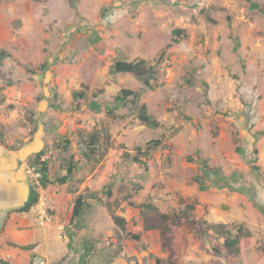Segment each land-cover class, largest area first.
<instances>
[{"label":"rangeland","instance_id":"rangeland-1","mask_svg":"<svg viewBox=\"0 0 264 264\" xmlns=\"http://www.w3.org/2000/svg\"><path fill=\"white\" fill-rule=\"evenodd\" d=\"M252 1L264 8V0ZM174 29L185 34L170 45ZM117 59L154 65L153 89L130 74L110 75ZM43 63L46 71L39 69ZM81 84L89 87L87 99L75 101L72 93ZM99 88L104 89L97 98L103 104H110L120 89L139 92L160 128L141 124L130 106L115 109L116 118L89 111L86 104ZM100 129L109 133L111 147L101 138L95 156L86 160L88 150L80 141ZM40 132L48 141L43 150L52 152L50 162L61 169L67 159L76 163L67 191L72 202L83 195L89 203L84 229L68 225L67 215H61L57 219L66 222V236L71 228L78 232L68 250V237L56 238L66 253L63 260L23 261L19 252L15 263L4 246L1 264H76L84 239L98 231L103 241L87 264H154V257L173 264H264V16L246 1L0 0V135L13 148ZM155 139L163 140L162 147L146 157L147 178L136 192L127 167L117 166L115 159L121 147L133 154ZM198 160L220 168L244 193L198 190L192 182ZM103 184H112L107 200ZM193 201L198 203L196 219L229 228L244 224L253 245L229 255L222 237L196 236L183 221L166 239L143 230V214L126 204L152 202L160 212L173 213ZM112 214L126 221L122 235Z\"/></svg>","mask_w":264,"mask_h":264},{"label":"trees","instance_id":"trees-1","mask_svg":"<svg viewBox=\"0 0 264 264\" xmlns=\"http://www.w3.org/2000/svg\"><path fill=\"white\" fill-rule=\"evenodd\" d=\"M248 3L250 10H258L264 16V8L252 0H244ZM205 10H201L200 14L203 15ZM207 20H210L209 17H206ZM210 22L214 23L215 21L210 20ZM185 31L181 29H174L171 32L172 38L170 40L171 44H176L181 37H184ZM234 41V51L236 52L239 47V41L236 37L232 38ZM167 45V46H170ZM162 54V53H161ZM160 61V57L156 59L158 63ZM156 63V64H157ZM47 64L43 63L39 66L41 71L47 70ZM30 73H34L28 71ZM109 74H130L139 80L142 85L146 88L153 89L152 82L156 80V70L154 65L148 64V62L144 59H136L133 61H125V60H115L111 66L109 67ZM81 89L74 91L72 93L73 100H86L87 99V91L89 87L87 85L81 84ZM104 92L103 88H99L95 93H92V99L86 104V107L89 111L94 113H100L104 111L105 115L110 118H116L114 111L117 108H125L131 107L135 111H137V119L138 121L148 127L149 129H158L160 128V124L156 121L152 116H150L147 112L146 105L140 102V93L137 91H133L130 89H120L116 95L112 98L111 103L103 104L98 101V96ZM53 108L59 109L58 105H52ZM78 109V106H76ZM104 138V142L106 144V148L111 147L110 135L107 131H92L87 139L82 142L87 147V154H84L86 160L92 159L93 156L98 151V144L100 139ZM162 139L151 140L146 143L144 149L136 148L134 153L131 154L127 152L124 147L120 148V152L115 159L116 165L120 166L124 164L127 167L125 170V174L128 178L129 183L132 185L134 190L137 192L141 190V183L147 178V172L149 170V165H147L146 157L149 156L152 152L162 147ZM0 143H3L2 137L0 135ZM66 143H69L66 141ZM65 143V144H66ZM240 153L241 149H237ZM43 150L37 153L34 158L31 160V164L35 163V160L38 159V156L42 154ZM253 153L256 154L257 150L253 149ZM252 169H256V167H252ZM64 170L66 174L62 177H57L53 181H51L48 177V165L44 163L39 168V185L44 189L47 185L58 183L59 185L66 184L73 176L76 170V163L71 159H67L64 162ZM110 179L115 178V173H110L107 175ZM235 173L231 174L233 178ZM229 178L224 176L217 167H210L207 165L206 160H198V171L197 174L192 178V182L197 185L198 190L205 191L208 188L214 187L216 189H224L227 188L232 191H239L244 193L241 189H236L229 182ZM106 190L102 193L104 195V199L107 200L112 195V184H103ZM128 197H125L127 200ZM37 194L32 191V197L28 202H26L20 209L19 212H27L29 208L36 202ZM103 203V202H102ZM126 204L131 208H136L140 211L142 216V228L146 231L155 230L158 232L159 236L170 239L174 235V232L177 228L178 222L183 221L187 227L194 230L196 236L206 237L211 232L214 235L220 236L223 238V248L227 250L229 255L237 256L242 249H246L253 245V239L251 232L248 228L245 227L244 224L234 225L229 228L225 225H211L208 224L207 221L203 219H196L194 217L193 212L195 211L198 203L196 201L185 203L183 208L177 212L173 213H164L160 212L157 207L152 202H144L138 206H135L131 202H126ZM183 204V203H182ZM89 208V203H87L83 197V195H77L73 200V205L71 209V216L69 220L70 226L80 230L84 229L83 220L85 210ZM94 215V214H93ZM93 217V216H92ZM112 222L115 226L120 229V235L125 232L126 221L123 217L112 214L111 216ZM99 224L93 226V229L97 232ZM96 227V228H94ZM234 231V233H233ZM104 233L98 231L96 237H89L84 239L82 246V253L79 256V259L76 264H87L88 258L94 251V247L96 244L101 243L103 240ZM120 239L121 237L118 236ZM132 239L138 240V235H132ZM71 242V238H70ZM71 245L68 243V247ZM260 247V245H257ZM23 250H31L32 246H24L20 247ZM260 249L264 250V247H260ZM7 264V263H5ZM154 264H173L169 260L160 259L158 257H154Z\"/></svg>","mask_w":264,"mask_h":264},{"label":"crops","instance_id":"crops-1","mask_svg":"<svg viewBox=\"0 0 264 264\" xmlns=\"http://www.w3.org/2000/svg\"><path fill=\"white\" fill-rule=\"evenodd\" d=\"M46 144L48 141L42 132L38 136L37 134L33 136L29 142L20 147L12 148L6 143H0V220L7 215L0 232V247H6L7 250L3 251L9 257H14L15 263H18L17 254L19 252H22L23 261L38 258L43 261L58 260L57 263L63 260L66 254L62 249V244L56 242L58 237H55L53 227L39 228L33 223L27 212L18 211L32 197L33 186L26 175V167L31 164L33 157L45 148ZM47 165L48 177L51 181L55 177H62L66 174L64 168L61 169L56 161L49 162ZM67 183L63 185L49 184L43 190L53 198L55 216L67 215L66 222L69 224L73 202L71 194L67 191ZM70 230L71 234L66 236V240L68 237V242L65 245L67 250L71 246L68 247V243L71 244L70 238L72 241L75 237L74 232L78 233L73 228ZM7 245L12 249H9ZM24 246L33 248L31 250L20 248ZM2 264L5 263L2 262Z\"/></svg>","mask_w":264,"mask_h":264},{"label":"built area","instance_id":"built-area-1","mask_svg":"<svg viewBox=\"0 0 264 264\" xmlns=\"http://www.w3.org/2000/svg\"><path fill=\"white\" fill-rule=\"evenodd\" d=\"M52 152L46 151L39 155L36 163L26 167V175L37 194L36 202L29 208L27 215L31 216L33 223L39 228L53 227L60 240H66L65 225L58 222L53 212V198L46 193L39 185V168L42 164L48 163L51 159Z\"/></svg>","mask_w":264,"mask_h":264},{"label":"flooded vegetation","instance_id":"flooded-vegetation-1","mask_svg":"<svg viewBox=\"0 0 264 264\" xmlns=\"http://www.w3.org/2000/svg\"><path fill=\"white\" fill-rule=\"evenodd\" d=\"M6 219H7V215L4 216V217L0 220L1 227L3 226L4 222L6 221ZM1 261H2V260H0V264H1Z\"/></svg>","mask_w":264,"mask_h":264},{"label":"clouds","instance_id":"clouds-1","mask_svg":"<svg viewBox=\"0 0 264 264\" xmlns=\"http://www.w3.org/2000/svg\"><path fill=\"white\" fill-rule=\"evenodd\" d=\"M44 152H46V150H43V152H42V153H44ZM40 155H41V154H40ZM38 157H39V156H38ZM50 160H51V159H50ZM49 162H50V161H49ZM49 162H48V163H49ZM48 163H47V164H48ZM30 165H32V164H30ZM32 189H33V188H32Z\"/></svg>","mask_w":264,"mask_h":264}]
</instances>
